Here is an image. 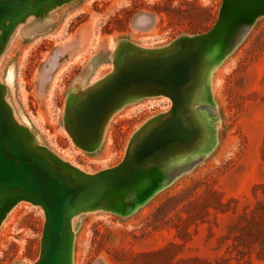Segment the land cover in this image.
I'll return each mask as SVG.
<instances>
[{
  "label": "rangeland",
  "instance_id": "1",
  "mask_svg": "<svg viewBox=\"0 0 264 264\" xmlns=\"http://www.w3.org/2000/svg\"><path fill=\"white\" fill-rule=\"evenodd\" d=\"M51 3L57 5L8 32L0 52V83L14 120L28 130L26 143L45 148L64 171L72 168L82 179L119 164L136 133L170 115L173 105L162 95L125 96L106 136L92 141L72 138L66 101L75 102L113 74L120 41L137 53L168 51L176 38L210 30L222 0ZM256 8H248L247 21H254ZM143 14L148 22H139ZM223 44L220 39L206 48L214 59L203 63L194 95L195 105L208 109L193 116V123L203 126L194 152L206 155L172 167L170 174L178 175L166 187L156 167L149 180L138 183L130 215L107 210L72 215L64 264H243L248 258L264 264L255 251L239 261V252L250 250L237 239L246 233L244 213L257 209L264 217V16L242 30L237 46L224 52ZM186 156H178V162ZM210 189L222 192L224 202H237L227 212L211 207L204 221H194L202 204H217ZM117 205L112 208L118 210ZM2 221L0 264H33L41 251L44 210L18 199ZM185 229L189 235L183 239ZM171 244L170 256L157 253Z\"/></svg>",
  "mask_w": 264,
  "mask_h": 264
},
{
  "label": "water",
  "instance_id": "2",
  "mask_svg": "<svg viewBox=\"0 0 264 264\" xmlns=\"http://www.w3.org/2000/svg\"><path fill=\"white\" fill-rule=\"evenodd\" d=\"M54 5L51 0H0V52L10 30L29 15ZM254 7L258 15L251 23L246 17L248 8ZM262 16L264 0H222L218 19L210 30L180 36L168 51L137 53L138 48L131 43L120 41L114 51L113 74L75 102L66 101V113L75 132H70L72 138L77 135L94 141L109 111L125 96H166L173 108L170 115L144 133H136V140L119 164L82 179L75 178L72 168L64 171L45 148L26 143L24 133L28 130L14 120L0 83V220L18 199L29 200L44 210L41 251L33 264H64L72 215L95 210L130 215L138 183L149 180L156 167L161 169L166 187L178 175L170 174L172 167L206 155L194 152L203 126L193 123L195 114L208 113V109L203 110L205 104L195 105L198 99L194 98L201 85L203 63L214 59L213 53L205 50L220 39L224 52L237 46L242 30ZM143 20L148 22L150 18L143 14L139 22ZM182 154L187 156L178 162ZM114 205L119 209H113Z\"/></svg>",
  "mask_w": 264,
  "mask_h": 264
},
{
  "label": "trees",
  "instance_id": "3",
  "mask_svg": "<svg viewBox=\"0 0 264 264\" xmlns=\"http://www.w3.org/2000/svg\"><path fill=\"white\" fill-rule=\"evenodd\" d=\"M264 157V151H263ZM210 198L215 199L217 204H211L210 202H206L200 206V211L193 217L194 221L200 220L204 221V216L209 214L210 208H214L219 212H227L231 208L229 204L231 202H237L235 198H229L227 202L223 201V194L217 189H210L208 191ZM244 219L246 224L241 227V230H244L246 233L243 236H238L244 247L249 248V252L240 251L241 257L238 260H244L246 253H250L251 251H255L259 258H264V217L259 214L257 209L251 211V214L244 213L241 217ZM183 239L189 235V231L187 229L184 230ZM175 244H171L168 247H165L159 251L158 254H167L170 256V248ZM243 264H251V259L248 258L243 261Z\"/></svg>",
  "mask_w": 264,
  "mask_h": 264
},
{
  "label": "bare ground",
  "instance_id": "4",
  "mask_svg": "<svg viewBox=\"0 0 264 264\" xmlns=\"http://www.w3.org/2000/svg\"><path fill=\"white\" fill-rule=\"evenodd\" d=\"M256 15H258L257 13H256ZM134 98V97H133ZM139 98V97H138ZM135 99V98H134ZM122 101H123V98L109 111V113H108V115L106 116V118L103 120V122H102V124H101V126H100V128H99V133H98V135H97V137H96V139L95 140H98V141H100V140H102L103 139V137H104V135H105V132H107L106 131V129H107V126L109 125V122H110V120L113 118V116L118 112V110L120 109V105L122 104ZM128 101V100H127ZM124 104H126V103H124ZM128 104V103H127ZM125 106V105H124ZM111 123V122H110ZM106 136V135H105ZM92 140V139H91ZM14 208V207H13ZM13 208H12V210H13ZM9 213V212H8ZM8 216H6V218H7ZM3 218H5V214L3 215V217H2V219L0 220V223H1V221L3 220ZM5 221V220H4ZM3 222V221H2ZM4 223V222H3Z\"/></svg>",
  "mask_w": 264,
  "mask_h": 264
}]
</instances>
